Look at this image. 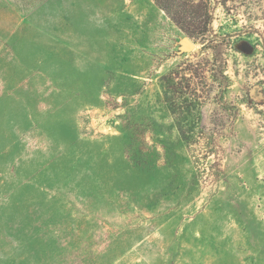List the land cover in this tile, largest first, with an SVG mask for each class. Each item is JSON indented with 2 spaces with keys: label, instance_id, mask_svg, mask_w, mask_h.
<instances>
[{
  "label": "rangeland",
  "instance_id": "obj_1",
  "mask_svg": "<svg viewBox=\"0 0 264 264\" xmlns=\"http://www.w3.org/2000/svg\"><path fill=\"white\" fill-rule=\"evenodd\" d=\"M220 1L0 0V264H264V0Z\"/></svg>",
  "mask_w": 264,
  "mask_h": 264
},
{
  "label": "trees",
  "instance_id": "obj_2",
  "mask_svg": "<svg viewBox=\"0 0 264 264\" xmlns=\"http://www.w3.org/2000/svg\"><path fill=\"white\" fill-rule=\"evenodd\" d=\"M155 1L159 5V7H161L163 10H165V12L173 19V21L175 23H177V25H179V27H181V29H183V30H185L187 32L188 29L186 28V23L184 22V21H186L185 20V17L182 16V18L179 19L178 16H176L174 14L171 6L169 5V1H171V0H169V1L168 0H155ZM166 1H168V2H166ZM210 1L213 4L214 9L215 8L220 9V8H223L226 5L225 3L221 2L220 0H210ZM184 6H182L181 4H179V6H177V8L180 7V8L183 9ZM179 13L181 14L180 11H179ZM204 32H205V35H207L206 37H209V39H210L209 41H212V42L213 41L214 42L215 41L219 42V39L221 37H223L222 35L216 33L215 29L213 28V24L212 23L208 26V28H206L204 30ZM206 37L204 36V39Z\"/></svg>",
  "mask_w": 264,
  "mask_h": 264
},
{
  "label": "water",
  "instance_id": "obj_3",
  "mask_svg": "<svg viewBox=\"0 0 264 264\" xmlns=\"http://www.w3.org/2000/svg\"><path fill=\"white\" fill-rule=\"evenodd\" d=\"M181 50L183 52L191 51L195 49L196 43L189 37L182 38L180 40ZM241 50H243L246 53L253 52V46L249 42H243L240 45ZM256 90V87L252 88L251 92L253 93Z\"/></svg>",
  "mask_w": 264,
  "mask_h": 264
}]
</instances>
